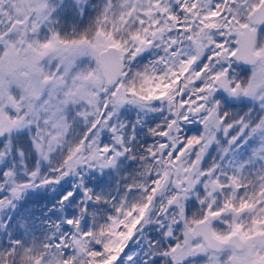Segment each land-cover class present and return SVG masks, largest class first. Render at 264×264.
Returning a JSON list of instances; mask_svg holds the SVG:
<instances>
[{
  "label": "snow or ice",
  "instance_id": "obj_1",
  "mask_svg": "<svg viewBox=\"0 0 264 264\" xmlns=\"http://www.w3.org/2000/svg\"><path fill=\"white\" fill-rule=\"evenodd\" d=\"M0 264H264V0H0Z\"/></svg>",
  "mask_w": 264,
  "mask_h": 264
}]
</instances>
